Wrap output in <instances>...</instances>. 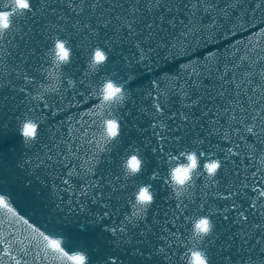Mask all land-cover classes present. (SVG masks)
<instances>
[{
  "label": "water",
  "instance_id": "water-1",
  "mask_svg": "<svg viewBox=\"0 0 264 264\" xmlns=\"http://www.w3.org/2000/svg\"><path fill=\"white\" fill-rule=\"evenodd\" d=\"M100 1L102 2L101 4H99V7L97 8V12H103L105 11V9H107L109 5L115 6L116 4L119 3H125V8L127 7L126 0H100ZM176 1L177 0H164V2L161 4L169 6L175 3ZM241 1L242 0H237L235 1L234 4L233 0H222V1H218V3L216 2V0H209V2L213 4L209 5L207 8L212 10L214 8L213 6H215L216 10L213 11L216 14L217 10L224 5H225L224 9L227 11H229V9H232V7L233 8L237 7L236 3H239V6H242ZM94 2L95 0H84V4L86 5L84 7V10L82 12H77L76 9L72 7V5L75 4L77 7H79L81 0H51L35 33L31 37L30 41L28 42V44L26 45L20 56L13 64L12 68L10 69L9 73L7 74L6 78L4 79L0 87V122L5 120V123L8 124L5 126L4 131H0V182L3 184L8 182L5 185L8 186L10 191H13L17 194V197H15L13 200L16 201L23 200L24 201L23 204H27L28 201L27 196L29 197V195L32 193L35 194L36 191L42 193L41 198L43 202L47 201L48 195L51 194V190H55L52 187H50L49 184L50 182L47 183L48 187L47 186L44 188L41 187L40 188L41 191L37 190L40 187L38 183L39 180H34L32 185H27L24 182V177L26 175L33 177L37 175L42 179H46L47 181H49L50 176L48 175V171L51 169H55L53 165L45 163V156L43 158L42 157L43 155L42 156L37 155L39 154L38 152L40 151V149L44 147V145L45 147H52L53 145V141H54L52 140L53 135H49L48 134L49 131H47L48 130L47 126L45 127V125L52 122L53 117L49 118L48 119L49 122H46L45 125L42 127L41 130L42 133L40 134L37 141L33 145H30L29 143L25 144L23 140H21L20 138H15L13 132L18 130L17 126L19 125V121L23 119L25 116H28L30 113L29 111H32V108L34 109V111L37 112L47 111L46 113H48L49 110L51 109L49 108L50 106L47 108L43 106V102L40 101H37V103L33 102L34 99L32 98L33 95L31 91L37 90L36 86L39 84V81H41V79L43 78L50 79L51 78L50 74H52V72L53 74H55L54 72L58 69L56 65L53 64L52 62L51 54L48 53L49 52L48 48L50 44L49 41L58 37V32H60L62 35L64 34L63 32H65L70 37L72 45L74 46L73 51L75 53L73 64L77 62L76 61L77 59L82 63L81 55L83 51L85 50L90 51L91 48L97 44L98 41L102 42L106 40L107 41L106 44L110 43L113 49L110 58L117 60L119 64L122 63L121 68H123L124 70L125 68L130 67L133 68L134 72H140L138 76L139 79H141L142 82H144L142 86L145 87L141 89L142 93L148 92V95H144L146 99L143 101V103L146 106L145 109H147V111L144 115L146 125L143 131L144 133L141 136L143 138L145 137L146 140H150L151 142H153L152 145H154L155 147H157V145L159 144V138L156 135H153V133L156 132L157 130H160V128L158 125L156 128H153L152 121L155 119L158 122H163L164 120L167 119L168 122L171 116L167 118L166 117L163 118L158 114L156 116V113L154 112L155 107L153 106L154 103L152 102L153 99L152 92L156 91V89L153 87V84H155L154 81H156L157 85H160L161 88H163L164 87L163 82L165 77L170 76L176 79L175 80L176 85L180 88H177V90L171 89V92L168 96L169 97L168 100L163 99L164 103L161 104L164 105V111L166 115L169 114V112L175 113V115L172 116L174 120L169 122V126H168L169 129H167V131L171 132V134L179 135L181 137V139L178 140L177 143L183 142L185 141V139L189 140L190 137L202 136L206 141L207 139L208 140L211 139L213 140V142H220L219 147L221 149L223 148L224 151H226L228 157L230 155L235 156L236 154L235 151H239V149H241V145L237 144L242 141L241 139L234 138L231 141L226 140L228 143L227 142L222 143L224 140H221L220 139L221 137L219 135L228 134L229 132L233 131L234 126H243V124H241L238 121L241 116H237V118L231 116V114L233 113L232 110L235 109V113L241 112L236 109L237 108L236 105L238 104V103L236 104V102L238 101L240 103H246L247 102L246 100L252 96V92H254L256 88L251 89V85L252 83H255L254 80L257 81L256 76L252 75L250 76V78H248L247 77L248 75H244L245 71H243L244 70L243 68L242 71H238L239 69H235L237 67L232 68L233 66L230 67L229 64L227 65V63H229L228 59L226 61L227 63L224 65L225 67L223 66L225 73L224 75H218L215 72L217 69L216 67L214 71L212 70L214 73H210L212 71L210 72L206 71L205 74L207 73V75L203 77L201 73H204V71H201L199 69L201 67L191 68L189 64L190 62L189 58L192 55L195 54L199 55L203 49L205 50V48H208L211 45L209 40L205 38L203 40L202 38L199 37L208 36L207 33L212 31L214 27H217L218 24L221 23L223 24L225 20H223V22L219 21L221 20L222 17L213 15L214 13L212 12L211 15H213V19H216V21L219 22L217 24V22L215 21L214 25L211 26L210 24H208L209 22L208 16L210 15H208V12H203V14L200 15L202 16V18H200L198 23L196 22V26L199 27V30L196 31L195 28H193L192 30H190V32L187 33L185 27H187L186 25H190L193 19L190 15H186V12L182 13L179 10L183 11V9L188 7L187 5L190 2H188L187 0H180L179 2H177L179 3L178 15L180 14V17L182 19H176L173 25L170 26L168 25L167 27H165V29L162 28L160 32L156 33L155 38L153 36L150 37L151 40L144 38L145 36L149 35L148 29H145L143 32L137 34L136 38L141 40L142 42L141 46L144 49L143 53H141L139 48L136 46L135 41L132 40L133 38L128 37L127 29L125 28L122 31L117 29L116 25L118 22L115 20V15H116L115 12L109 11L106 13V15H111L113 17V20L107 28L101 26L102 27L101 33H93L89 29L83 26L88 21V19L92 14V9L87 5ZM138 2L144 8V12L140 14V19L142 24H147L150 21V19L154 17V15H158L159 11L164 10L163 8L148 10L147 0H138ZM173 5L171 6V8L173 7ZM251 5H253V3H250V6ZM232 10L233 13H236V10L238 11L237 8ZM249 10L251 11V13L254 12L252 6ZM117 11L120 10L117 9ZM174 13L175 10L173 12L172 11H168V13L165 12L164 22L168 23V21L170 20L169 16L174 15ZM244 16L245 15L243 14V17ZM91 19L95 24V20L97 19V16L93 14L91 16ZM226 20L227 21L229 20L232 23L231 18H226ZM77 21H80V23H77ZM255 21L258 22L257 20ZM255 21H253L252 24L245 22L248 25L243 26L242 31L240 32L244 33L245 37L248 39L253 38L251 37L252 35L256 36V38H258V41L260 42L259 38L261 37L264 38V32H261L262 28H260V30L256 28L260 22H258V24L256 25ZM237 22L242 23L240 20H237ZM155 29L156 28H154L153 30ZM113 32H116V35H113ZM145 40H148L149 42L147 41L144 42ZM176 44H180V46H176ZM200 45L201 47H199ZM257 47L258 46H256V48ZM256 48H254L253 52L257 50ZM149 49H152V51H149ZM244 49L247 50L249 53L254 54L251 51V48L249 46H246L245 44L243 46L241 45V48H239L237 51L240 52ZM174 50L176 52H179V54L177 53L171 54V52H174ZM138 55L144 56V59H141V57H139ZM127 58L130 59V62L126 63L124 61ZM176 58H178L179 61H186L185 63L187 64L186 67L182 68V66L178 64L179 61L174 63L173 61L176 60ZM232 58L233 57L231 56L229 60L232 61L231 63L232 64L234 63L235 65L236 63L235 61H233ZM161 61H162V65H159ZM185 64L183 63V65ZM237 65L239 67L241 66L240 63H238ZM82 66H84L83 63ZM137 66H139L140 68ZM148 67L150 68L148 69ZM108 68L109 66L104 70L108 71L109 70ZM67 69H69V67ZM221 70L222 68L219 69V71ZM31 75L33 77H30ZM243 75H244V79L248 78L245 80L252 82V83L249 82V85L246 88H243L242 83L238 85L236 82L237 84L236 85L234 82L237 76L239 77ZM25 77L28 78L26 79ZM178 78L182 79V81H180ZM61 79L63 80V83L61 84L64 87H66L68 85V81L63 77ZM222 81L225 82L223 83ZM198 88L200 89V91H202V93H204V96L202 98H199L198 104L192 105L189 103V101L196 100L194 97H196L198 94H195L196 92L195 90H197ZM66 91L68 95H71V93L76 92L75 94L78 95V100H80L82 94H84L83 92H85V91L82 92L77 89H73L72 85L68 87ZM184 93H187V96L183 95ZM51 94L53 95L51 98L48 97V94H45L47 100L53 99L57 101L58 99L61 98V96L59 97L58 94L55 92ZM166 95H168V91H166ZM166 95H164V97ZM70 98L71 97H69V99ZM238 98H240V100H238ZM188 107L190 108L189 109L190 112L189 111L185 112V115L188 116V120L185 121L180 115L181 113H183L181 109ZM225 109H227L228 111H225ZM76 110L77 111L73 113L74 116L80 114L81 107H77ZM152 114H154L155 117ZM101 115L103 114L101 113L99 116ZM197 115H200L201 117L198 116V120L196 121L195 119ZM213 117L215 119H213ZM231 118L237 119L238 122L233 123L232 121H226ZM86 121L87 120H84L83 122ZM140 125L143 124L138 123V126ZM178 125L179 128H177ZM63 129L65 128L63 127ZM65 132L67 133V131ZM207 132H211V135H207ZM51 133L54 134L53 131H51ZM62 133L63 131H61V134ZM159 133L163 134V131L161 130ZM55 135L58 136V134ZM73 143H76V141H73L72 144ZM222 144H225L227 147ZM256 144L259 147L260 143H256ZM83 145L84 144H82V146ZM182 148L183 146L177 147L173 145L171 148L172 150L169 153H166L167 149L164 147L162 150L157 147L156 151L162 153L163 154L162 158H165L167 157L168 154L171 155L173 153H177V151H180ZM220 154H222V152H220ZM256 154L257 153H254L253 155H249V156L246 155L244 156L241 154L236 155L235 158H238L236 165L238 171L233 172L235 173L233 176L237 174L236 177L239 178L241 175L240 174L241 171L250 167L248 163L251 161L246 159V157L247 158L253 157V161H254ZM29 157L31 158L30 164L21 167L23 162L27 160ZM39 159H42L43 161L40 162ZM74 160H77V158L66 160V162H68L67 165L64 164L63 166H59L56 168V169L60 168L64 170L55 171L54 174L56 172L64 173L69 163L74 162ZM56 163L59 164L60 161L57 160ZM158 166L160 167L159 168L160 171L156 173L158 174V177L156 178L162 179L163 173L160 172L163 171V167H165V165L159 164ZM75 167L78 168V164H76ZM149 168L150 167H148V169ZM148 169L146 170V172L150 170ZM226 171L227 170L221 169V174L219 176L221 177V179L227 182H231L234 178H230L229 175L227 176ZM256 172L258 173L260 172V170L258 171L257 169ZM119 173L121 175V173H123V170H120ZM97 174L98 173H95L94 175L96 176ZM144 176L146 177V175H144L143 172V175H141V177L143 178ZM254 178H258V180H256V183H262V181L260 180L261 177L259 178L258 176H254ZM4 179H6V181ZM18 179L21 181V188L19 185V189H17L16 186V182H17L16 180ZM122 179L123 177H121L120 179L121 183H124ZM58 180L59 179L56 177L51 182L55 183V186L59 188L58 190L61 192V194L66 195L68 191L65 190V188H62L59 184H57ZM72 180H75V182L72 181L73 184L75 183L78 184V182H80V178L77 176L72 177ZM90 182L93 185L90 186ZM90 182L88 183V185L90 188H92L94 186L93 183L94 180H91ZM72 183H69V185ZM76 184L74 185V187L78 186ZM192 188L194 190L196 189L194 187ZM137 190L138 189H136L135 191ZM229 192H232L233 194L236 193L238 194L237 189L235 190V188L229 189ZM78 193L72 196L70 195L69 196L71 197L70 199L63 200V204L62 205L60 204L59 207L55 206L54 204H49L48 202L43 203L44 207L40 203H37L38 205L36 206L35 204H33L31 207L32 213L31 212L30 213L36 216L35 218L38 219L37 223L39 222L41 226L44 227L45 229L49 228L53 230V232H55L57 231L58 228H60V230L63 231L61 233H65L67 237L69 236L72 240H74L72 242L73 243L72 246L78 248L81 246L83 247V246L93 245L95 251L90 257V260L93 262V264H101V262L106 258L107 254L109 253L117 254L120 257V259L123 261V264H177V263L184 264L182 258L180 257V254L182 252L181 246L176 247V252L174 251L172 253L173 254L172 259L170 254L169 255L166 254L165 257L162 252L158 251L159 249L158 246L161 243L159 236H165V234L168 233L166 231H168L169 229L163 228L165 225L163 222H161V220H156V221L152 220V215H151L152 213L149 212L145 216L146 218L145 221H147L150 224V226L145 224L146 225L145 228H140L139 225L136 227H132L133 224H130V220L124 221L125 219L123 217L125 216V214H128V212H130V209L127 207V205L122 207L120 206L119 208H117L118 212H116L117 210L116 208H114L112 214L107 216L106 219L98 220L95 224H92L89 223V220L95 218L94 212H96V210L99 207L104 206V202L112 203L114 199L111 198L110 195L105 196L107 192H104V196L101 198L95 195L96 197L95 200H92L91 197H87V196L82 197L81 194L83 195V192L81 194ZM78 196H80L81 199ZM209 196L211 197V194ZM107 199L109 200L106 201ZM69 200H71L74 204H77V208L79 207V204H83L84 206H86L87 203H89L92 206L89 211L90 214H87L85 210L86 207H84V209L79 211L80 214L79 212L76 211V209H73L74 214L68 216L67 222L62 221L61 217L65 215V211H66L64 209V205H67ZM121 201L124 202V200ZM235 201L240 202L238 199H235L234 196L227 197L224 200L226 204L225 207L229 208V211L228 212L224 211L223 213L227 214L228 219L225 220L224 219L225 216L217 217L216 218L217 225L215 227L216 230H214V233L209 234L208 237H206V240H208L210 243V247L214 246L216 248V244H215L216 240L213 241V239L217 238V236L220 235L218 241L220 242L219 246L220 248H222V250L221 252H219V254L221 255L222 259L216 258V252L213 254V256H211L210 254L211 264H241V263L251 264L250 263L251 258L247 257L246 254L242 256L243 252H241L239 248L240 244H244L245 239L250 238V236H247L246 233L242 234V231H240L239 229L240 227L239 224H236V222L235 224L231 223L234 217L238 218V211L242 209L241 207L237 209H232L230 207V205L232 203H235ZM112 204L114 205V203ZM187 204L188 205L187 207H185L184 210L188 211L189 213L197 212L199 210L205 212L206 206L198 209L197 204H194V202L188 201ZM20 209L22 210V208ZM150 210L151 207L149 206L145 211H150ZM83 211H84V215L82 217L84 218V221L81 224L77 223V221H80L81 219L80 215L82 214ZM217 213L222 214L221 212H217ZM47 214H49L50 216L45 217ZM246 215L249 221L251 219L248 218L250 215L249 210H247ZM42 217L43 218L45 217L48 220L43 219ZM262 217L264 218V216ZM72 218L74 221H72ZM51 219L53 220L51 221ZM116 219H117V223L115 224ZM182 221L184 224L185 223L184 218ZM31 222L35 223L34 220L33 221L31 220ZM122 222H124V225L129 229V231L127 233H120V235H123L125 237V240H118L117 236L113 235L110 232V228L116 227L119 232V225ZM104 225H108L109 227L105 228ZM240 225L242 226L244 225V223ZM171 227L173 228V226ZM141 229H143L144 231L141 232ZM173 230H175V228H173ZM32 231L34 232L33 229ZM181 232L182 231H180V233ZM257 232L260 231L257 228H254V231L252 232V237L254 238L253 245L257 247L258 253L262 256L263 259L264 233L262 234L261 232L260 233ZM179 236H180V240L181 238L183 240L187 239L186 233L179 234ZM128 237H131V243L125 242L128 239ZM109 240L114 241V243L110 244ZM137 241H142L143 243L137 244ZM118 242L119 243L121 242L122 245L117 246ZM227 242H231L233 246H231V244ZM221 243H223L224 245L223 247H221ZM226 243L231 246L230 247L232 248L231 250H227ZM248 243L250 242L248 241ZM68 246L72 247L71 245ZM133 246L140 247L141 251L152 252L151 257L140 256L138 254L133 253L131 250ZM258 246L261 248H259ZM167 249L170 250L171 247L168 246ZM167 257H169L168 259H170V261H168Z\"/></svg>",
  "mask_w": 264,
  "mask_h": 264
},
{
  "label": "clouds",
  "instance_id": "clouds-1",
  "mask_svg": "<svg viewBox=\"0 0 264 264\" xmlns=\"http://www.w3.org/2000/svg\"><path fill=\"white\" fill-rule=\"evenodd\" d=\"M31 0H6L4 6H0V34L7 31L13 24V19L16 13L30 9ZM15 6V8H13ZM51 58L53 64L57 67L70 62L72 47L67 38L56 37L53 46L51 47ZM109 52L100 46L94 48L88 66L92 70L98 69L109 58ZM126 84L117 81L111 77L106 78L99 86L98 92L106 106L123 103L127 96ZM58 87V85H55ZM52 85H46L44 90L35 93L38 99L44 98V93L49 90ZM40 124L37 120L27 117L20 123L19 132L22 134V139L25 144L35 140L39 135ZM120 125L117 118H107L104 122L103 139L100 144L101 149L107 144L113 142L119 135ZM202 153L196 149L185 150L180 156H172L171 160L176 161L169 165L168 175L166 180L174 191L179 195L182 194L185 188L191 183L194 175L198 174V169L201 167ZM182 157V158H181ZM222 161L219 158H209L203 163V168L211 177L221 167ZM144 159L137 152L133 151L122 160V168L126 176H134L143 169ZM155 198V193L152 190L150 183L141 185L134 195L135 214L143 213L152 203ZM131 218V217H130ZM215 227V222L211 215L197 216L191 220L190 246L186 248L182 258L185 264H210L207 249L200 247L199 244L206 236L212 233ZM83 255V259H77V264H87V252L79 251Z\"/></svg>",
  "mask_w": 264,
  "mask_h": 264
},
{
  "label": "snow or ice",
  "instance_id": "snow-or-ice-1",
  "mask_svg": "<svg viewBox=\"0 0 264 264\" xmlns=\"http://www.w3.org/2000/svg\"><path fill=\"white\" fill-rule=\"evenodd\" d=\"M127 2V7L125 8V3H119L116 4L115 6L109 5L107 7V9H105V11L103 12H97V8L99 7V5L97 3H91L89 5H87L88 7H90L92 9V14H95L97 16V19L95 20V24L93 23V20L90 18L88 19V21L83 25L85 28L89 29L91 32L93 33H101L102 31V27L107 28L109 26V24L112 22L113 17L111 15H106L107 12L111 11V12H115V20L118 22L116 27L119 30H123V29H127V35L128 37L133 38L132 40L135 41L136 46L139 48L140 52L143 53L144 49L141 46L142 42L140 39L136 38L137 34L140 32H143L145 29L149 30V35L145 36V39H150V37L152 35H154V32L152 31L154 28H162L164 21H165V12L170 11V8L167 5H162L159 0H155V2L153 3L152 0H149V3L147 4V9L148 10H152V9H161L163 8V11H159L158 15H154L153 18L150 19V21L147 24H142L141 23V19H140V14H142L144 12V8L139 4L138 0H126ZM86 5L84 4V0H81L80 6L77 7L75 4L72 5L73 8L76 9L77 12H82L84 10V7ZM33 7L32 3L30 5V8ZM257 8L260 7L259 2L256 5ZM13 8H15V6H13ZM117 9H119L120 11H117ZM157 20H159V24H157ZM77 23H80V21H77ZM139 25V27H138ZM261 32H264V29H261ZM113 35H116V32H113ZM0 36H2V34H0ZM111 39V38H109ZM107 43V41H106ZM149 51H152V49H149ZM209 55H212V53H209ZM144 57L141 56V59H143ZM26 79L28 77H25ZM70 83H72V81H70ZM259 87V86H257ZM26 90V89H25ZM183 95L187 96V93H184ZM250 99V98H249ZM190 104L195 105L199 103V98H197L196 100H191L189 101ZM255 105V101H251L250 102V106L252 107V111L255 113V115L249 117L253 123L252 124H244L243 119L240 121L241 124H244V131L251 133L253 131V128H255L257 131L264 133V105H262L261 107L257 108L254 106ZM154 107L156 110H158L159 113H163L164 108L162 107L161 103L159 101H154ZM225 111H228L227 109H225ZM233 113H235V109L232 110ZM240 111L245 113V116H247V113L245 111V109L243 108V106L240 107ZM173 115H175V113H173ZM183 118V120L187 121L188 120V116L181 113L180 114ZM259 118L260 119V125L255 124V120ZM195 119V117H194ZM213 119H215L213 117ZM157 125L159 126L160 129H165L167 128V126L162 123V122H158L155 119L152 121V127L156 128ZM177 128H179V125L177 126ZM237 133H239L241 131L240 128H236L234 129ZM153 135H156L159 138L160 143L157 145L158 148H160L161 150L163 149V141H165L166 136L161 135L159 132H154ZM208 135H211V133H208ZM226 139H230V137H225ZM174 139L176 140H180L181 137L179 135L175 136ZM235 147V145H234ZM227 159V158H225ZM30 160L31 158L29 157L27 160H25L23 162V164L21 165V167H24L26 165L30 164ZM98 161H96L95 159H93V163H97ZM91 172H95V168L92 167L90 168ZM259 171V170H258ZM153 175H155V173H153ZM34 180H39L42 184H47L48 181L46 179H42L39 176H28L26 175L24 177V182L27 185H32ZM215 182V181H214ZM97 183H99V181H97ZM108 183H111L110 181ZM53 187H55V185H53ZM89 187L88 184L83 185L84 189H87ZM257 187H259V185H257ZM99 198L104 196V193L101 191L99 193L96 194ZM227 197H232L233 193L232 192H227L225 194ZM260 195L261 197H264V189H261L260 191ZM59 199V197H57ZM60 204H63V200H60ZM60 204L57 205V207L60 206ZM0 206H2L4 209H6L8 212L13 213L16 217H18L20 220H22L24 223L28 224L30 226L31 229L35 230L36 232H38L41 236H43V238L46 240L47 242V246H50L52 249H55L61 253H63L65 256L69 255V253L67 251H65V248L62 247V240L65 239V237H63L62 235H56L53 236L52 234H50L53 231H50L48 228L45 229L43 227H38V225L36 223H32L31 220H29L28 216H21L20 212L17 211V209L15 207H13V205L10 203L9 198L4 194V191H0ZM254 203L252 205H250V207H253ZM230 207L232 209H237L238 205L235 203H232L230 205ZM104 208H108V202H104ZM64 209L65 211V215L63 217H61V220L64 222H67L68 220V216L73 215V209H76L77 212L81 211L82 209H84V205L83 204H79V207L77 208V204H74L71 200L68 201L67 205H64ZM109 211H103L102 210V215L101 213H96L95 214V218L89 220V223L95 224L98 220H101L102 217H107L109 216ZM225 212L229 211V208H225L224 209ZM242 217L243 219H247V217L244 215L243 211H238V218ZM126 219H130V217H127ZM225 220L228 219L227 216L224 217ZM60 222V221H58ZM256 227H259L258 225H255ZM105 228H108V225H104ZM60 231H55V232H61ZM129 231V229L124 225V223L122 222L119 225V232L118 229L116 227H111L110 228V232L117 236L118 240H125V237L123 235H120V233H127ZM144 230L141 229V232H143ZM166 239V238H165ZM126 243H131V237H128V239L125 241ZM0 243L3 244V252H0V256H3L5 253L15 259V254L10 251V242L0 239ZM109 243L112 244L114 243V241L109 240ZM142 241H137V244H142ZM223 243H221V247H223ZM133 253L138 254L140 256H148L151 257L152 252L150 251H141L140 247H134L132 249ZM158 251H164V246L162 245L160 249H158ZM87 252V261L88 264H93V262L90 260V255ZM71 258L73 260H77V259H83V255L81 252H75L72 253ZM0 264H7L6 261H0ZM16 264H28V262L26 260L22 259H17L16 260ZM101 264H123V261L120 259V257L117 254H107L106 258L101 262Z\"/></svg>",
  "mask_w": 264,
  "mask_h": 264
}]
</instances>
